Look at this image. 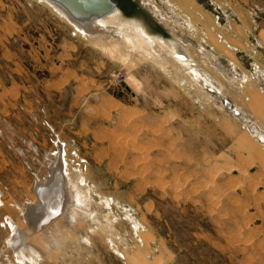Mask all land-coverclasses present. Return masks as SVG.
Masks as SVG:
<instances>
[{
  "label": "rangeland",
  "instance_id": "1",
  "mask_svg": "<svg viewBox=\"0 0 264 264\" xmlns=\"http://www.w3.org/2000/svg\"><path fill=\"white\" fill-rule=\"evenodd\" d=\"M112 1L185 58L0 0V264H264V142L248 128H264V29L232 0ZM52 155L88 207L54 215L36 232L61 235L26 238L40 258L19 260L10 222Z\"/></svg>",
  "mask_w": 264,
  "mask_h": 264
},
{
  "label": "bare ground",
  "instance_id": "2",
  "mask_svg": "<svg viewBox=\"0 0 264 264\" xmlns=\"http://www.w3.org/2000/svg\"><path fill=\"white\" fill-rule=\"evenodd\" d=\"M45 1L49 2L60 13L66 16L69 21H71L78 29H80L79 31L86 33L90 37H95L97 35L98 36L107 35V33H109L107 27L109 25L110 26L116 25L117 28L113 33V35L111 33L108 34V35H112L116 40H118L116 41L117 43L116 42L114 43V47L119 45L118 42H121V44L127 47L128 49L143 52L144 54L150 57L155 56L157 50H162L166 55L176 58L177 60L175 61L179 62V60L185 58L183 54L177 52L175 47H172L173 45L168 46L164 44L163 40L160 39L161 37L158 38L159 36L157 37L152 34H149L148 31L142 27V25L141 26L138 25L137 23L133 22V20L131 21L130 19L122 18L123 16L120 15L117 5L112 0H106V2L109 4V7L107 9L102 8L101 6L99 7V2H96V0H45ZM94 5L95 8L97 9V12L88 9V6L94 7ZM261 35L263 34L261 33ZM196 73L197 72L195 71V74ZM212 88L215 87L212 86ZM252 98L253 99H250L251 102L250 101L249 102L254 107L257 108L258 100L256 99V96H253ZM245 115L246 114H242L240 117L242 120L247 121L248 119L246 118ZM135 117L136 116L132 114L127 116L125 120L131 121L136 119ZM248 128L250 132H253L258 135L260 141L264 142L263 127H261L259 124L253 121L248 123ZM48 160L50 163L49 171L51 176L49 179L46 178L43 182L37 183L36 188L34 190L36 198L30 201L29 203H27V205L25 206V211L23 214L24 215L23 225L20 226L14 224L13 222H10V224L13 227V230L17 231L18 233V236L16 235L17 237L12 242V247L14 249L17 259L19 260L27 259L34 262V260L40 258L41 252L38 250V248L36 249L35 247H33L32 249H30L28 254L23 250L25 247L27 248V246H24L25 244L24 242H26L25 241L26 238L30 239L32 237L31 239L33 238L36 239L39 237L40 239L38 238V242H42L43 243L42 245H44L45 247H49L53 245L54 240H57V236L61 235L62 232L59 228L57 229L52 227L53 233L49 231L50 236L48 235L41 236L40 232L43 229L47 230L48 228H46V226L54 221V218L56 217L54 215L56 214H60V216L61 215L63 216V214L65 215L66 207L69 208L68 206H70L69 209L70 211H68V215L70 214L69 218L72 221L75 218V216H77V213H81V212L83 213L88 207L86 204V195L83 192H81V190L80 192L76 190L75 195H72V193L70 192V189L68 188L70 182L68 184V181H66L69 174H67V172L63 170V162L62 159L61 161H59L60 160L59 155L57 156V158L54 159L52 155ZM68 202L70 204H68ZM89 223L90 226H93L95 224L92 220H90ZM41 228L42 230L40 232H36Z\"/></svg>",
  "mask_w": 264,
  "mask_h": 264
},
{
  "label": "crops",
  "instance_id": "3",
  "mask_svg": "<svg viewBox=\"0 0 264 264\" xmlns=\"http://www.w3.org/2000/svg\"><path fill=\"white\" fill-rule=\"evenodd\" d=\"M234 3L232 6H246L248 14L252 18H248V22H255L258 24V29H264V0H232ZM255 16V17H254ZM254 17V18H253ZM260 233L258 236H261Z\"/></svg>",
  "mask_w": 264,
  "mask_h": 264
},
{
  "label": "water",
  "instance_id": "4",
  "mask_svg": "<svg viewBox=\"0 0 264 264\" xmlns=\"http://www.w3.org/2000/svg\"><path fill=\"white\" fill-rule=\"evenodd\" d=\"M96 2H99V7L101 6L102 8H106V9L109 7V4L106 2V0H96ZM88 9L93 10L94 12H97L95 5H94V7L88 6ZM227 104L229 107H231L230 102H227Z\"/></svg>",
  "mask_w": 264,
  "mask_h": 264
},
{
  "label": "snow or ice",
  "instance_id": "5",
  "mask_svg": "<svg viewBox=\"0 0 264 264\" xmlns=\"http://www.w3.org/2000/svg\"><path fill=\"white\" fill-rule=\"evenodd\" d=\"M10 227V226H9Z\"/></svg>",
  "mask_w": 264,
  "mask_h": 264
}]
</instances>
